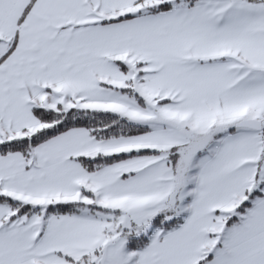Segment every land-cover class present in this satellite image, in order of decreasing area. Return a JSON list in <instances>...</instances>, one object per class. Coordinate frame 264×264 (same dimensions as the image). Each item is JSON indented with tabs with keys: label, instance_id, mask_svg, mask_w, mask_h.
Returning <instances> with one entry per match:
<instances>
[{
	"label": "snow or ice",
	"instance_id": "6c2138e0",
	"mask_svg": "<svg viewBox=\"0 0 264 264\" xmlns=\"http://www.w3.org/2000/svg\"><path fill=\"white\" fill-rule=\"evenodd\" d=\"M0 264H264V0H0Z\"/></svg>",
	"mask_w": 264,
	"mask_h": 264
}]
</instances>
